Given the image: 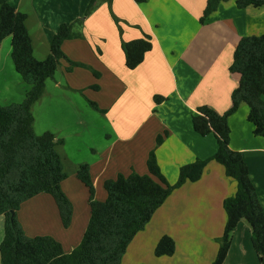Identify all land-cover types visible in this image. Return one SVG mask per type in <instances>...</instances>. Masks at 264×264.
Masks as SVG:
<instances>
[{
	"label": "crops",
	"instance_id": "1",
	"mask_svg": "<svg viewBox=\"0 0 264 264\" xmlns=\"http://www.w3.org/2000/svg\"><path fill=\"white\" fill-rule=\"evenodd\" d=\"M8 1L27 15L34 54L40 61L49 56L46 47L62 25L82 20L84 37L65 41L62 50L70 60L101 74L97 78L80 67L68 72L64 60L33 108L35 122L45 116L50 124L65 125L72 119L77 120L72 125L88 123L89 127L87 117L94 119L91 108L111 129L110 143L98 152L89 147L95 157H89V152L84 161L68 152L64 156L68 179L62 189L74 210L70 228L63 227L56 202L47 194L30 200L17 213L28 237L51 236L71 253L91 218L88 189L76 175L80 165H90L96 200L103 202L106 181L132 173L149 175L147 160L153 150L171 185L178 181L182 167L213 157L216 137L196 133L192 117L201 106L219 114L231 108L232 92L240 81V75L229 70L235 50L243 37L264 34V6L240 9L237 0H229L202 23L207 0H99L88 15L89 0ZM33 30L41 36L38 42ZM145 36L151 37L152 50L137 69H127L123 43ZM5 40L8 44L0 43V106L22 103L29 90L11 67V38ZM94 85L99 89L94 90ZM158 96L164 99L158 102ZM83 99L95 102L100 110L90 104L89 108ZM248 114V106L242 104L229 118L230 147L243 154L264 207V137L254 134ZM43 130L56 136L55 129ZM159 136L163 142L158 146ZM61 138L60 146H65V137L57 140ZM237 190V182L226 176L224 167L211 161L200 181L186 182L173 191L131 244L129 249L135 248L123 264H213L227 223L224 202ZM163 236L176 242L171 257L155 254ZM224 264H260L245 221L234 233Z\"/></svg>",
	"mask_w": 264,
	"mask_h": 264
},
{
	"label": "trees",
	"instance_id": "2",
	"mask_svg": "<svg viewBox=\"0 0 264 264\" xmlns=\"http://www.w3.org/2000/svg\"><path fill=\"white\" fill-rule=\"evenodd\" d=\"M97 1L89 0L86 15L95 9ZM228 1L207 0L201 22L204 23L222 3ZM236 2L240 9L264 6V0ZM26 23V14L8 0H0V43L11 38V56L16 72L29 86L22 103L0 106V216L5 217L4 238L0 244L1 264H123L131 244L173 191L186 182L200 181L211 161L222 165L226 176L238 185L235 196L224 202L227 223L213 264H224L234 233L242 221L249 225L260 264H264V207L243 154L230 147L229 125V118L246 104L254 134L264 137V34L243 37L235 50L229 70L240 75V81L232 92L231 108L219 114L208 106H201L192 117L196 133L216 137L218 149L212 158L185 165L178 181L171 185L153 150L147 160L149 175L132 173L128 177L119 175L106 181L107 199L103 202L96 200L90 165L79 166L76 175L88 189L91 218L81 243L71 253H66L62 244L51 236L28 237L17 217L25 203L47 194L55 200L65 229L70 228L73 219L72 202L62 189L68 173L56 150L63 141L57 140L50 132L36 134L33 108L44 97L47 81L54 79L62 61L68 62V72L80 67L92 71L97 78L101 74L86 64L70 60L62 50L65 41L84 37L82 31L74 28L79 23L82 30V20L59 28L51 41L49 56L42 61L35 57ZM151 40L150 36H145L123 43L127 69L135 70L144 62L153 47ZM93 89L98 90L99 86L94 85ZM162 99L158 96L156 101ZM89 103L95 110H100L95 102ZM162 142L163 137L159 136L157 145ZM175 251L174 239L163 236L155 254L157 257H171Z\"/></svg>",
	"mask_w": 264,
	"mask_h": 264
},
{
	"label": "rangeland",
	"instance_id": "3",
	"mask_svg": "<svg viewBox=\"0 0 264 264\" xmlns=\"http://www.w3.org/2000/svg\"><path fill=\"white\" fill-rule=\"evenodd\" d=\"M76 22H74V23H76ZM26 25H27V23H26ZM32 27H33V29L36 27V25L33 21H32ZM74 28H76V30L78 32L83 31V29L81 30V26L79 25V23H76ZM33 31L37 37L36 39L38 42L40 40L41 36L38 32H35V30H33ZM3 42H5L4 44H8L7 40H4ZM37 44L43 45V47H44V44H41V43H37ZM46 48H47L48 54H49L50 53V45H48ZM3 50H4V47H3L2 51ZM13 65L14 64L12 61L11 67L14 68V70H15V67ZM58 98L59 97L56 98V101L58 100ZM83 100L86 102V105L89 106V104H90L89 101H86L85 99H83ZM57 102H58V104L60 103L59 100ZM89 108H90V106H89ZM90 110L93 111V113L91 112V114H93V116H94L93 120L91 117H87L89 124L92 125L91 127H89L87 125L88 123L84 126L79 125V124L72 125L73 122L77 121V120H72V119H71V121L65 120L64 121L65 125L64 124H57V125L50 124V123L46 122L47 118L45 116H43V117H37L36 122L34 124L36 131H37L36 134L40 135V134L44 133L43 129L48 127L50 129L49 131H52L51 129H55L53 131H55L57 138H59V136L65 137L64 138V140L66 141L65 146H60V145H62V143H61L60 145H57V147H56L57 152H59L63 156L62 161L65 159L64 156H65V154H67L66 152H68L71 157H73L75 159L82 160V161H84L88 157V152H89V157L93 158L96 156V152L94 153L93 151H90L89 147H92L94 151L98 152L100 149H102L108 143H110L112 141V138H111L112 133H111V129H110L109 124L107 122H105L103 119H99L100 115L98 113H95L93 109L90 108ZM34 113H35V110H34ZM36 114H37V110H36ZM61 140L63 141V138H61ZM62 156H61V158H62ZM28 202H30V201H28ZM27 203H25V204H27ZM4 230H5V217L0 216V243L4 237ZM138 244H141V243L138 242ZM219 244H220V240H219ZM146 247H147V244L145 245V248ZM133 248H135V247H133ZM133 248L131 250L128 249L129 251H127V252H129V254L126 253L127 257H130L129 255L132 254ZM0 264H1V258H0Z\"/></svg>",
	"mask_w": 264,
	"mask_h": 264
},
{
	"label": "water",
	"instance_id": "4",
	"mask_svg": "<svg viewBox=\"0 0 264 264\" xmlns=\"http://www.w3.org/2000/svg\"><path fill=\"white\" fill-rule=\"evenodd\" d=\"M13 214H14V212H13Z\"/></svg>",
	"mask_w": 264,
	"mask_h": 264
}]
</instances>
